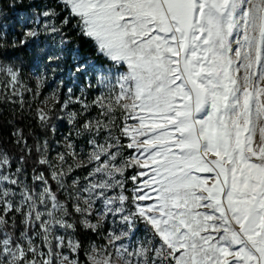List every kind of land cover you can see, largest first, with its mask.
<instances>
[{"label":"snow or ice","instance_id":"1","mask_svg":"<svg viewBox=\"0 0 264 264\" xmlns=\"http://www.w3.org/2000/svg\"><path fill=\"white\" fill-rule=\"evenodd\" d=\"M28 8L0 25V264H264V0Z\"/></svg>","mask_w":264,"mask_h":264},{"label":"trees","instance_id":"2","mask_svg":"<svg viewBox=\"0 0 264 264\" xmlns=\"http://www.w3.org/2000/svg\"><path fill=\"white\" fill-rule=\"evenodd\" d=\"M40 2L41 0H0V8L3 9V15L0 16V25L6 26L9 39H12L21 31V22L23 21L22 17L31 13V9L28 8L29 3H32L34 7H37ZM77 43H80V41H77ZM90 48V43L85 42L81 48V54L84 56H92V58L97 59L90 51ZM19 55L25 61L26 73L29 69L35 70L37 68V66L34 67L33 56L30 49H22L19 52ZM0 111H2V117H0V133H2L4 138L7 140L9 133L12 131V125L8 122L13 120V115L9 108H5ZM15 119L19 120V117L17 116ZM27 125L28 120H23L20 121L17 126L23 127L27 133Z\"/></svg>","mask_w":264,"mask_h":264},{"label":"rangeland","instance_id":"3","mask_svg":"<svg viewBox=\"0 0 264 264\" xmlns=\"http://www.w3.org/2000/svg\"><path fill=\"white\" fill-rule=\"evenodd\" d=\"M28 15H30V14H27V15H25V16H23L22 18H23V20H24V18L26 17V16H28ZM94 59V58H93ZM34 70V69H33ZM41 70H43V64H39L38 66H37V68L35 69V71H41ZM53 87L55 86L54 84L52 85ZM77 94H79V91L77 90ZM63 130V126H61V131Z\"/></svg>","mask_w":264,"mask_h":264}]
</instances>
